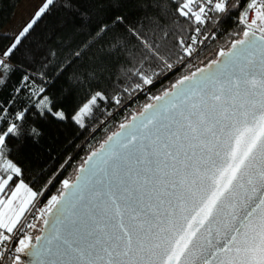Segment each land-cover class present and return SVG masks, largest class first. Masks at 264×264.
<instances>
[{
    "label": "snow or ice",
    "instance_id": "6c2138e0",
    "mask_svg": "<svg viewBox=\"0 0 264 264\" xmlns=\"http://www.w3.org/2000/svg\"><path fill=\"white\" fill-rule=\"evenodd\" d=\"M53 3L44 0L0 47V89L18 70L11 59ZM234 9H242V38L152 97L92 151L75 182L63 180V191L39 211L46 234L35 243L24 228L36 225L21 221L43 193L25 183L10 141L40 135L30 119L69 116L44 87L34 90L30 106L10 111L15 96L0 103V264H264V0H178L176 14L195 26L188 41L178 40L177 60L187 67L195 46L211 38L202 27L217 20L210 13ZM110 19L123 24L125 17ZM110 30L101 22L95 32ZM128 31L142 40L137 28ZM142 42V60L173 71L157 46ZM123 46L116 42L117 50ZM134 74L137 89L154 84L142 64ZM19 83L27 88L35 80L25 73ZM108 100L97 91L70 118L84 127L83 117ZM112 102L122 104L118 97Z\"/></svg>",
    "mask_w": 264,
    "mask_h": 264
},
{
    "label": "trees",
    "instance_id": "16d2710c",
    "mask_svg": "<svg viewBox=\"0 0 264 264\" xmlns=\"http://www.w3.org/2000/svg\"><path fill=\"white\" fill-rule=\"evenodd\" d=\"M22 1L0 0V47L12 42L7 38L12 36L4 34L3 30L14 19ZM176 2L178 0H54L11 59L18 70L7 86L0 89V103L7 104L15 96V104L9 105L10 111L30 106L29 97L34 92H29L28 88L34 85L37 89H50L48 95L69 116L65 121L52 117L30 119L28 125L37 127L40 135L10 141L11 158L22 168L25 183L43 193L36 198L43 208L52 196L63 191L62 181H73L90 153L117 132L121 123L139 114L146 104L153 102L152 97L161 95L183 75L216 60L219 50H228L234 39L242 37L244 25L237 23L242 9L231 10L224 18L221 14H211L217 20L209 22L207 33L217 26L214 35L195 57L186 58L188 66L184 67L183 62L177 60V54H182L177 42L188 41L195 25L176 14ZM116 15L125 17L123 24L112 23L110 18ZM101 22H108L111 30L97 36L95 30ZM133 27L143 34L142 40L129 34L128 30ZM117 41H123L125 46L117 50ZM142 41L157 46L174 65L173 71L165 69L164 74L158 61L151 57L142 60L147 52ZM76 52L80 53L79 58ZM141 64L154 80L151 86L142 85L143 91L136 88L140 81L134 74ZM25 73L35 80L27 88L19 83ZM17 87L24 90L17 93L14 91ZM97 91L103 92L109 100L93 106L81 127L70 117ZM112 97L121 99L122 104L116 105ZM33 224L36 228L28 230L32 236H37V229L43 224L39 215Z\"/></svg>",
    "mask_w": 264,
    "mask_h": 264
},
{
    "label": "rangeland",
    "instance_id": "374dc122",
    "mask_svg": "<svg viewBox=\"0 0 264 264\" xmlns=\"http://www.w3.org/2000/svg\"><path fill=\"white\" fill-rule=\"evenodd\" d=\"M44 3V0H23L21 4L19 5L15 17L12 20V22L3 30L4 34L16 36L20 33L22 28L35 16L38 9L41 7V5ZM33 89V92L35 89H37L34 85L31 87ZM88 115V114H86ZM85 115V116H86ZM84 116V117H85ZM83 117V121H84ZM40 202V200L36 201L33 206H36ZM43 207V206H42ZM29 208V209H30ZM28 209V211H29ZM31 210V209H30ZM40 218V217H39ZM29 228L25 229L26 234L31 235V231L28 230ZM8 264H11V259L8 261Z\"/></svg>",
    "mask_w": 264,
    "mask_h": 264
},
{
    "label": "built area",
    "instance_id": "2783aa9c",
    "mask_svg": "<svg viewBox=\"0 0 264 264\" xmlns=\"http://www.w3.org/2000/svg\"><path fill=\"white\" fill-rule=\"evenodd\" d=\"M230 2H231V0H230ZM210 15H211V13H210ZM226 15H227V14H221L222 18H224ZM251 16L254 18V13L251 14ZM207 25H208V24H207ZM207 25H204V26H202V27L207 28ZM216 28H217V26H215V27L213 28V30H212L210 33H206V34L209 35L210 37H212V36L214 35V32H215ZM197 39H202V37L198 36ZM208 40H209V39H208ZM208 40H206V41H204L203 43L198 44V45L195 46L196 51H194V53H193V57H195V56L200 52V50L205 46V44L208 42ZM30 209H31V210H30ZM30 209H29V211L26 213V215L24 216V218H23L22 221H21V223L24 224V225H26V224L29 223V222L33 223L35 217L38 215L39 211H40L41 209H43V207H42L41 202H38V204H37L36 206H33V207L30 208ZM26 228H27V227L24 228V232H25V229H26ZM8 246H9L10 248L13 247L12 244H9ZM8 260H9V259H8ZM8 260L5 261V264H7Z\"/></svg>",
    "mask_w": 264,
    "mask_h": 264
},
{
    "label": "water",
    "instance_id": "95a60500",
    "mask_svg": "<svg viewBox=\"0 0 264 264\" xmlns=\"http://www.w3.org/2000/svg\"><path fill=\"white\" fill-rule=\"evenodd\" d=\"M242 38V37H241ZM218 59H221L219 56H217V58H216V60H218ZM152 103H154V101L152 102ZM136 115H138V114H136ZM130 120H131V118H130ZM130 120L128 121V122H130ZM128 122H126V123H128ZM120 131V128H119V130L117 131V132H119ZM98 150V149H97ZM88 158V157H87ZM87 158H86V160H87ZM85 160V161H86ZM83 166H86L85 165V162H84V164H83ZM79 175V171L77 172V174H76V176H75V178H74V180L73 181H70V182H75V179H76V177ZM46 234V229H45V227H44V225L42 224V227H41V229H40V231H39V234L37 235V236H44ZM36 237V236H35ZM35 237H34V239H33V243H35ZM21 258H22V260H24V261H28L29 259H31L30 257H26V256H24L23 254H21Z\"/></svg>",
    "mask_w": 264,
    "mask_h": 264
},
{
    "label": "flooded vegetation",
    "instance_id": "af4514ba",
    "mask_svg": "<svg viewBox=\"0 0 264 264\" xmlns=\"http://www.w3.org/2000/svg\"><path fill=\"white\" fill-rule=\"evenodd\" d=\"M41 227H42V225H41ZM41 227H39L37 230L40 231ZM34 237H35V236H33V238H34Z\"/></svg>",
    "mask_w": 264,
    "mask_h": 264
}]
</instances>
